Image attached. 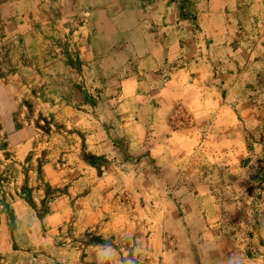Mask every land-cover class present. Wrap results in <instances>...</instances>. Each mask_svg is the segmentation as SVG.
Listing matches in <instances>:
<instances>
[{
    "label": "rangeland",
    "instance_id": "1",
    "mask_svg": "<svg viewBox=\"0 0 264 264\" xmlns=\"http://www.w3.org/2000/svg\"><path fill=\"white\" fill-rule=\"evenodd\" d=\"M34 1L0 7V264H264V0L212 38L209 0H131L212 49L156 65L115 0Z\"/></svg>",
    "mask_w": 264,
    "mask_h": 264
},
{
    "label": "crops",
    "instance_id": "2",
    "mask_svg": "<svg viewBox=\"0 0 264 264\" xmlns=\"http://www.w3.org/2000/svg\"><path fill=\"white\" fill-rule=\"evenodd\" d=\"M33 3L35 5V1L32 2L30 0H0V7L3 8L2 17L4 20V30L6 38L9 37H17L18 34L23 32V29L18 26L16 23L19 19H23V13L25 4ZM36 3L39 5V0H36ZM131 0H115V4H120L119 9H115L118 14V18L112 21V24L108 26H112L114 29V33L118 38L120 45L123 44L125 47H120L122 50L126 51H135L132 47H130L131 42L136 39L135 43H141L146 45L149 48H152L150 54L146 56L145 60H150L152 65H156L157 63L167 59L169 61L178 59L179 57H183L185 59H189V61L193 60V63L196 62V59L202 55L203 52L212 50L211 48L205 47L198 40H193L190 37V41H186V43H182L180 39L179 32L175 31L173 28L160 27L163 24V21L169 19L166 16L165 10L161 8V6H157L154 9L148 18H146L145 25L148 23V26L157 28L158 33L153 34L147 27H143L138 22L137 14L130 8ZM36 4V5H37ZM223 4V5H222ZM227 4V3H225ZM36 7V6H34ZM209 7V11L205 12L201 15V27L204 31L203 35L212 38V35L219 36L222 34V31L225 28V22L227 19V7L217 0H209L207 3V8ZM166 12L170 14V12L166 9ZM19 23V22H18ZM17 33L16 30L18 29ZM147 29V31L145 30ZM118 33V34H117ZM184 38L187 35L182 34ZM161 40V42H157V40ZM211 42V41H210ZM212 44V42H211ZM196 56L195 60L192 59ZM198 62L203 61V59H197Z\"/></svg>",
    "mask_w": 264,
    "mask_h": 264
}]
</instances>
